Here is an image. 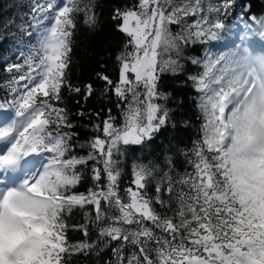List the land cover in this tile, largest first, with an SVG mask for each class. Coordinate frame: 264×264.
<instances>
[{"label": "snow or ice", "instance_id": "snow-or-ice-1", "mask_svg": "<svg viewBox=\"0 0 264 264\" xmlns=\"http://www.w3.org/2000/svg\"><path fill=\"white\" fill-rule=\"evenodd\" d=\"M7 7L0 264H76L81 255L93 264H264V8L113 3L123 40L74 82V36L80 22L100 29L101 0ZM225 33L235 36L226 50L208 47ZM187 87L199 124L182 146L178 133L192 127L179 94ZM70 228L87 239L70 242Z\"/></svg>", "mask_w": 264, "mask_h": 264}, {"label": "trees", "instance_id": "trees-1", "mask_svg": "<svg viewBox=\"0 0 264 264\" xmlns=\"http://www.w3.org/2000/svg\"><path fill=\"white\" fill-rule=\"evenodd\" d=\"M103 4L102 16L100 20V29L96 32L89 31V29L80 22L77 27V31L74 36V46L72 52V66L71 74L74 82H77L81 78H87L92 69L96 66V62L101 59H107L104 55L108 51L114 52L120 45L123 40V36L119 33H115L112 28V22L110 20V9L113 3H126L129 0H101ZM15 0H0V7L4 8L5 12H11L12 9L8 8L7 5L14 4ZM256 5L258 9L264 8V0H256ZM225 39L220 41H214L208 47L217 48L226 41H229L233 38L228 37V34L225 33ZM202 50V49H201ZM215 51V50H214ZM112 64V61L109 59V65ZM189 71L196 70L195 66L189 65ZM165 90L171 91L173 88V80L171 78H165L164 80ZM179 94L188 97L186 100L187 108L186 114L187 117H190L192 120V127L187 130L181 131L178 133L179 142L182 146H190L193 139L197 135V127L199 121H197V111L195 108V101L191 99L195 93L190 87L183 89ZM96 101H90L87 105L89 108L96 107ZM75 110L78 106L74 103L71 105ZM168 138L172 139V132L169 130ZM157 144H165L166 140L163 136L156 141ZM140 154V153H137ZM86 187V186H85ZM85 187H80V191H85ZM80 220L79 215H75L70 223H77ZM68 239L70 242L75 243L80 240H86V237H83L79 231L72 230L71 228L68 231ZM76 264H93L94 257L91 256H78L74 258Z\"/></svg>", "mask_w": 264, "mask_h": 264}, {"label": "rangeland", "instance_id": "rangeland-1", "mask_svg": "<svg viewBox=\"0 0 264 264\" xmlns=\"http://www.w3.org/2000/svg\"><path fill=\"white\" fill-rule=\"evenodd\" d=\"M233 39H235L234 36H233V38H232L231 40L224 42V43L221 44L219 47H217V48L214 47V50H215V51L226 50V46L230 45V44H231V41H232Z\"/></svg>", "mask_w": 264, "mask_h": 264}]
</instances>
